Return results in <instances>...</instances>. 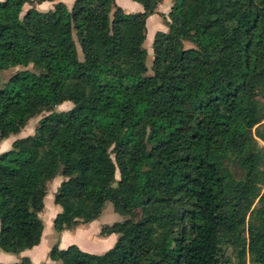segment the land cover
<instances>
[{
    "label": "trees",
    "instance_id": "trees-1",
    "mask_svg": "<svg viewBox=\"0 0 264 264\" xmlns=\"http://www.w3.org/2000/svg\"><path fill=\"white\" fill-rule=\"evenodd\" d=\"M34 1H0V74L16 70L0 77V142L49 114L0 155V250L41 244L48 185L63 176L58 234L107 204L127 219L101 230L118 236L108 252L55 245L53 262L264 264V0H173L152 75L147 22L166 0H132L136 14L36 0L56 4L22 17Z\"/></svg>",
    "mask_w": 264,
    "mask_h": 264
},
{
    "label": "rangeland",
    "instance_id": "rangeland-1",
    "mask_svg": "<svg viewBox=\"0 0 264 264\" xmlns=\"http://www.w3.org/2000/svg\"><path fill=\"white\" fill-rule=\"evenodd\" d=\"M2 1V0H0ZM66 4H69V7L72 6V0H65ZM116 3L119 7H121L126 13L128 14H136V13H142L144 11L143 7L140 4H137L133 2L132 0H116ZM50 4V3H47ZM71 4V5H70ZM44 4H38L36 0L28 4L24 7L22 17L26 14L28 10L31 8H36L40 12H48L50 11V8L47 6H43ZM173 5V0H166L162 6L158 9V14L155 16L151 17L148 22H147V39L145 42V48L148 52V59H147V66L149 68V75H152V65H153V41L155 34L157 32H167V21H168V16L171 11ZM138 7V8H136ZM139 9V10H137ZM189 29H192L190 26ZM187 35L191 36L192 31L188 30L186 32ZM186 47L187 48H192L193 45L190 42H186ZM78 52L79 56L82 59V53L81 49L78 45ZM28 70L34 72V69L32 67H29ZM16 70H11L9 72L1 73L0 77L1 80L3 79L8 80L9 77H11ZM36 72V71H35ZM4 82V81H3ZM73 104L70 102H67L57 108L54 109V112H66L69 111L73 108ZM48 113H43L40 116L32 119L27 127L18 135L16 136H11L8 140L0 142V155L9 151L12 148V144L20 139L33 136L35 134V130L38 126V123L41 119L44 117L48 116ZM117 179H119V174L117 175ZM65 180L63 176H58L56 177L52 182L49 183L48 185V195L45 198V209L41 213L40 217L44 222L45 229H44V234L45 236V245L48 247L53 246V244H56V242L59 239L58 233L54 230L53 223L55 219H52L53 216L61 212V208L54 203L55 196L58 192V189L62 182ZM56 218V217H54ZM127 219L126 216H122L119 213L115 212L113 205L112 204H107L101 217L99 218L100 222V227L99 230L101 231L103 227L108 226V225H113L117 222H123ZM91 224V223H90ZM72 246V245H71ZM90 252V251H88ZM4 262V261H3ZM60 263V262H58ZM250 264V263H248Z\"/></svg>",
    "mask_w": 264,
    "mask_h": 264
},
{
    "label": "crops",
    "instance_id": "crops-1",
    "mask_svg": "<svg viewBox=\"0 0 264 264\" xmlns=\"http://www.w3.org/2000/svg\"><path fill=\"white\" fill-rule=\"evenodd\" d=\"M61 2L66 4L65 0H62ZM74 2L75 0H72L71 2L72 6L74 5ZM55 4L56 3H50V4L44 3L43 6H47L50 8V10H52ZM66 6L69 9L72 8V6L69 7V4H66ZM56 216L57 214L53 216L52 219H55L54 217ZM98 220L92 222L91 224L82 225L78 227L76 230L65 231L61 234H58L59 236L58 241L56 242V244H53V246L51 247L45 245V236H43L42 242L38 247H35L31 250H27L19 255L7 254L0 250V264H15L20 262L24 258H29L33 264H60L58 262L51 261L49 257L50 251L55 245H57L62 250L67 249L71 245H75L84 252L96 254V255H102L108 252L109 250H111L115 246L118 240V236L117 235H111L108 237L101 236V231L99 230L100 222Z\"/></svg>",
    "mask_w": 264,
    "mask_h": 264
}]
</instances>
